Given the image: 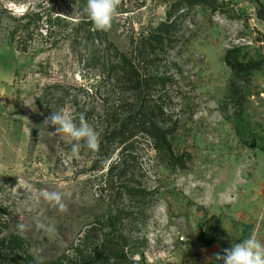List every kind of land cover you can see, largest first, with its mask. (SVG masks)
I'll list each match as a JSON object with an SVG mask.
<instances>
[{"label":"rangeland","instance_id":"rangeland-1","mask_svg":"<svg viewBox=\"0 0 264 264\" xmlns=\"http://www.w3.org/2000/svg\"><path fill=\"white\" fill-rule=\"evenodd\" d=\"M211 2L121 0L106 33L120 51L130 53L161 22L172 26L148 69L162 77L148 104L162 107V126L183 163L139 133L123 152L112 149L111 160L122 159L127 173L105 186L108 164L95 167L83 146L74 158L70 137L43 124L61 108L72 116L102 111L120 89L103 66L104 45L72 25L87 16L86 0H0V237L29 225L25 250L46 264H76L78 249L91 264H223L215 254L253 233L264 243V0ZM29 11H55L70 23L52 36L47 23L27 33L21 18ZM228 52L256 69L232 70ZM54 84L59 91L46 92ZM123 98L138 105L140 94ZM18 180L61 191L67 212L17 189ZM126 186L144 194L130 196ZM110 214L118 218L114 229ZM37 220L55 231L38 230ZM107 240L126 258L101 247Z\"/></svg>","mask_w":264,"mask_h":264},{"label":"trees","instance_id":"trees-1","mask_svg":"<svg viewBox=\"0 0 264 264\" xmlns=\"http://www.w3.org/2000/svg\"><path fill=\"white\" fill-rule=\"evenodd\" d=\"M189 3L213 7L211 0H187ZM64 14H57L50 11L48 14L42 11H29L22 16L25 24L22 26L24 32L40 30L42 25L47 23L46 33L48 36L56 34L57 29L68 27V17ZM258 17L264 21V5H260ZM76 33L83 32L86 38L100 43L103 46V66L116 77L120 89L113 92V96L104 101L102 111L93 109L92 111H82L89 124L93 125L100 133L99 150L93 152L95 167H104L108 164L105 177V186L114 181L115 175L126 176V170H121L122 159L112 161V149L117 146L121 152L127 149L130 139L139 133L149 137L154 145L155 151L166 153L172 161L182 164L183 162L173 154L168 132L162 126V107L150 106L148 98L150 90L159 86L162 77L149 72V67L154 64L160 56V48L164 45L170 34L171 24L161 22L157 28L147 33H143L141 41L132 46L130 53L120 51L112 44L106 36L107 31L94 30L93 24L86 16L74 24ZM134 42L133 39L131 40ZM113 48H112V47ZM225 61L232 70L239 74L250 75L256 66L253 64L242 63L236 58L231 57L228 52ZM59 91V85H52L46 88L47 91ZM137 91L140 94L138 105L129 100H124L123 96L128 91ZM150 102V101H149ZM51 107V106H50ZM97 114V115H95ZM79 116L73 115L74 121L79 124ZM123 154V153H122ZM123 158V157H122ZM125 192L133 197H139L144 191L125 187ZM0 206V214L3 212ZM112 228H116L118 218L112 214L107 216ZM85 239V238H84ZM101 247H108L113 258L125 259L124 248L113 240H107ZM23 255V256H22ZM96 259V258H95ZM76 264H91V258H84L80 249L77 253ZM0 264H34L33 257L25 250V239L19 234L10 233L0 237ZM46 264V263H44ZM131 264H136L132 262Z\"/></svg>","mask_w":264,"mask_h":264},{"label":"clouds","instance_id":"clouds-1","mask_svg":"<svg viewBox=\"0 0 264 264\" xmlns=\"http://www.w3.org/2000/svg\"><path fill=\"white\" fill-rule=\"evenodd\" d=\"M121 0H86L85 13L93 24L94 30L109 31L114 19L119 15L118 9ZM44 125L55 128V134L70 137L71 155L79 158L81 147H86L92 152L99 150L100 133L86 120L83 113L79 116V124L74 121L67 108L52 112L44 120ZM74 141V143H72ZM83 141V145H81ZM17 189H24L27 194L42 198L59 212H67L64 194L61 191L36 189L28 182L18 183ZM36 228L46 233H53L55 227L39 220L35 222ZM29 230L25 223L17 224L18 234L23 237ZM215 260L223 264H264V243L257 239L255 233L241 242L234 243L231 248L223 249V255L215 254ZM34 264H44V258L38 253H33Z\"/></svg>","mask_w":264,"mask_h":264}]
</instances>
